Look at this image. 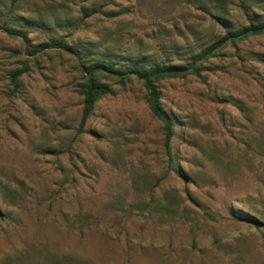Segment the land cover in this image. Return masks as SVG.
<instances>
[{"label": "rangeland", "instance_id": "1", "mask_svg": "<svg viewBox=\"0 0 264 264\" xmlns=\"http://www.w3.org/2000/svg\"><path fill=\"white\" fill-rule=\"evenodd\" d=\"M262 22L264 0H0V264H264V33L158 82L168 145L124 75ZM97 60L123 74L79 132Z\"/></svg>", "mask_w": 264, "mask_h": 264}, {"label": "trees", "instance_id": "2", "mask_svg": "<svg viewBox=\"0 0 264 264\" xmlns=\"http://www.w3.org/2000/svg\"><path fill=\"white\" fill-rule=\"evenodd\" d=\"M3 30L9 35H21L25 37L24 33L16 31L10 27H4ZM263 33L264 22L247 25L237 31L227 32L215 43L205 48L202 53L197 56H194V63L189 68L178 67L173 65H154L149 69H140L137 65L134 64L127 69L126 73L124 74L125 76L134 75L138 80L143 82V85L147 92L148 106L154 116L164 124L167 145L172 136V123L160 101V91L158 88V82L166 77H178L189 72H192L195 75H199L198 68L195 67L194 64L199 61L205 60L207 57L213 56V52L216 49L222 47L225 43L237 42L246 39L250 36L259 35ZM53 47L58 49L63 48L70 50L69 47H67V45H65L64 42L62 43L60 40L54 42ZM42 48L45 47L42 46ZM26 70V68H23L18 71H15L13 74V82L22 74H24ZM83 73L84 77L86 78V81L79 85V93L83 98V109L79 125V132L83 131L87 120L93 113L96 102L105 94L109 93V87L106 84L100 83L98 81V75L104 73L114 76H121V74H123L114 68V64L112 62H108L105 60H97L92 65H90V67H84ZM256 226H260V223L256 222Z\"/></svg>", "mask_w": 264, "mask_h": 264}]
</instances>
